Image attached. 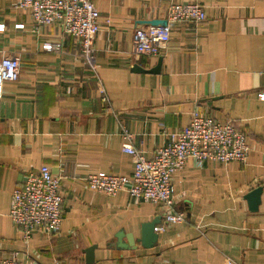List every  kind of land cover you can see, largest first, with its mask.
Listing matches in <instances>:
<instances>
[{"label": "crops", "instance_id": "1", "mask_svg": "<svg viewBox=\"0 0 264 264\" xmlns=\"http://www.w3.org/2000/svg\"><path fill=\"white\" fill-rule=\"evenodd\" d=\"M93 1L101 13L97 72L73 37L61 51L43 48L60 39L59 25L36 32L27 10L0 0V59L21 57L20 77L5 82L0 98V256L87 264L85 249L95 246L93 264H264V0ZM187 1L203 4L207 18L173 25L163 55L136 58L137 24L164 19L170 4ZM160 57V73L132 70L153 68ZM196 110L234 121L247 135L248 160H187L174 176L175 209L185 220L158 233L154 247L117 248L120 231L119 243L128 245L144 223L163 221L164 208L127 191H94L88 175L131 176L124 131L150 157ZM43 165L62 176L64 219L58 233L34 231L27 240L10 217L13 192ZM258 186L261 203L252 211L245 196Z\"/></svg>", "mask_w": 264, "mask_h": 264}, {"label": "built area", "instance_id": "2", "mask_svg": "<svg viewBox=\"0 0 264 264\" xmlns=\"http://www.w3.org/2000/svg\"><path fill=\"white\" fill-rule=\"evenodd\" d=\"M15 6L30 13L32 29L59 25L58 41H47L43 48L61 51L66 37L78 41V55L86 59L95 72L94 43L100 30L101 13L93 0H15ZM207 18L205 7L197 1L175 2L169 5L164 19L166 25L137 24L133 33V53L142 56H160L167 50L172 26L177 23H200ZM110 20L108 19V22ZM23 28L24 24H17ZM5 28L0 24V30ZM19 53L4 52L0 59V98L6 81L20 77ZM264 100V88L259 93ZM123 151L131 156L134 170L131 176L101 171L88 175L90 189L115 196L127 191L132 198L146 199L164 208L163 221L155 226L157 233L164 232L169 224L182 222L185 214L175 209L174 176L187 160L193 158L202 164L206 161L245 163L249 157L247 135L234 121L219 122L215 117L194 111L190 123L168 133V142L152 156L133 144V134L123 133ZM62 176L43 165L38 173L25 174L22 186L13 192L10 217L20 228L24 238H32L34 231L54 235L61 229L64 219ZM0 264H37L34 259L0 256Z\"/></svg>", "mask_w": 264, "mask_h": 264}, {"label": "water", "instance_id": "3", "mask_svg": "<svg viewBox=\"0 0 264 264\" xmlns=\"http://www.w3.org/2000/svg\"><path fill=\"white\" fill-rule=\"evenodd\" d=\"M145 23L146 24H152V25H157V24L166 25L167 20L166 19H154L151 21L150 20L145 21ZM162 61H163V57H160L158 65L153 67V68H150V69H144L140 65L135 64L132 67V70L136 71V72H143V73H153V74L160 73ZM262 192H263V188L261 186H258L256 188H254L253 190H251L249 193H247V195L245 196V198L247 199V201L249 203L250 210H252V211L258 210L259 205L261 203ZM161 221H162V217L158 216L155 219H153L152 221L144 223L142 225L141 237L138 239H134L133 237L131 238L130 235H127L128 245H124V244L119 243L121 241V237L123 235H125L124 231H120L117 234V237L119 239V241L117 243V248H120V249L134 248L135 249V248H137V245H136L137 242L141 243L142 246L145 248L154 247L159 240V234L155 231V226L157 224L161 223ZM95 249H96L95 246H91V247H88L87 249H85L87 264H93L94 263Z\"/></svg>", "mask_w": 264, "mask_h": 264}]
</instances>
